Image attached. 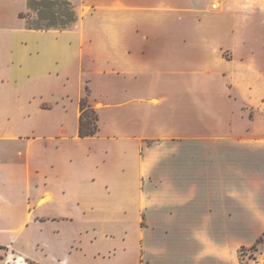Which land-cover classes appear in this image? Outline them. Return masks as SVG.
I'll use <instances>...</instances> for the list:
<instances>
[{
    "label": "crops",
    "instance_id": "obj_1",
    "mask_svg": "<svg viewBox=\"0 0 264 264\" xmlns=\"http://www.w3.org/2000/svg\"><path fill=\"white\" fill-rule=\"evenodd\" d=\"M66 1L77 19L65 29L34 27L31 0L13 22L0 10V264H89L96 257L75 249L76 236L62 244L64 227L76 213L105 209L96 194L116 195L127 210L154 145L223 146L264 128L243 116L264 94V10L215 0ZM83 99L99 115L92 138L79 136ZM220 163L214 176L223 181ZM175 169L191 176V166ZM195 173L198 188L175 194H212L208 176Z\"/></svg>",
    "mask_w": 264,
    "mask_h": 264
},
{
    "label": "rangeland",
    "instance_id": "obj_2",
    "mask_svg": "<svg viewBox=\"0 0 264 264\" xmlns=\"http://www.w3.org/2000/svg\"><path fill=\"white\" fill-rule=\"evenodd\" d=\"M215 2L243 13L255 7L264 10V0ZM63 8L58 24H64L65 19L68 28L75 18L69 7ZM23 9L24 0H0L6 21L13 22V14ZM56 12H48L49 25L55 22ZM224 56L229 58L230 54ZM255 102L257 109L251 108L243 116L247 121L264 123V94ZM238 139L243 141L223 146L191 143L185 147L169 145L168 141L154 145L155 150L143 163V177L136 179L137 192L128 195V209L117 205L116 195L96 194L97 198L105 197V209L97 208L88 217L76 213L77 223L64 227L62 244L67 247L76 236L79 244L75 249L96 257L89 264H264V128L252 137ZM178 154L187 157L176 160ZM219 156L223 157L219 160ZM220 161H224L223 181L214 176L220 175ZM176 166H191V176L177 173ZM196 170L208 176L212 194H175L179 188H198ZM232 175L238 177L236 182L227 181ZM226 184L235 187L233 195L215 194L216 187ZM222 198L223 203L219 202ZM108 252L116 256L103 259Z\"/></svg>",
    "mask_w": 264,
    "mask_h": 264
},
{
    "label": "trees",
    "instance_id": "obj_3",
    "mask_svg": "<svg viewBox=\"0 0 264 264\" xmlns=\"http://www.w3.org/2000/svg\"><path fill=\"white\" fill-rule=\"evenodd\" d=\"M39 1H42L41 3ZM52 3V4H51ZM31 4L36 7L37 9L35 11L39 12V19H36L35 23L33 24L34 27H38V28H43V29H51V28H63L65 29V26H67V22H65L64 20V24L62 23V25L58 24L59 19L58 18H62L61 14L64 15V12H61V10H63V7H69L71 14L73 15V17L75 18V20H73L75 23L76 22V15L73 11V9L71 8L70 3H68L66 0H31ZM30 4V5H31ZM63 4V5H62ZM60 5V6H58ZM58 6V7H57ZM40 8L44 9V11L40 12ZM54 9H57L58 12H56ZM49 13H55V18L53 21V24H48L46 21L47 18V14ZM57 22V23H56ZM72 23V25H73ZM36 25V26H35ZM81 117H80V121H79V136L80 138L84 139V138H92L95 137L99 131V115L97 113V111L89 104L87 99H83L81 101ZM0 249H2L0 247ZM253 250L255 249L252 248Z\"/></svg>",
    "mask_w": 264,
    "mask_h": 264
}]
</instances>
